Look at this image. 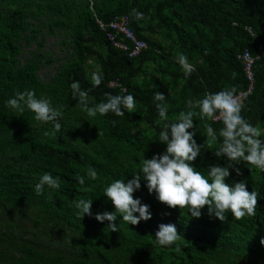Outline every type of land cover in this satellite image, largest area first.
I'll return each mask as SVG.
<instances>
[{
  "label": "trees",
  "instance_id": "trees-1",
  "mask_svg": "<svg viewBox=\"0 0 264 264\" xmlns=\"http://www.w3.org/2000/svg\"><path fill=\"white\" fill-rule=\"evenodd\" d=\"M132 9L143 20L130 16ZM123 16L137 40L147 47L137 57L129 56L108 38L109 24ZM105 27V30L103 28ZM250 28L251 31L246 30ZM48 35H61L66 57L46 81L43 67L55 59L43 48ZM115 34V32H113ZM116 40H126L116 35ZM36 44V51H28ZM264 0H0V264H264V171L243 161L226 179L246 181L256 191L254 216L235 220L230 212L220 221L200 218L187 208L171 209L149 194L141 180L134 198L150 206L152 219L138 225L122 222L111 232L112 222L97 221V213L114 212L104 195L114 180H130L140 169L139 160L151 159L166 150L160 143L155 92L166 95L168 121L176 122L187 101L196 102L205 93L235 89L246 94L242 116L261 128L264 140ZM249 51L255 58L253 82L239 56ZM188 57L196 71L185 77L174 59ZM102 78L93 86V74ZM119 81L126 89L111 88ZM79 81L88 91L89 106L106 101V94H131L136 106L123 116L109 113L91 118L72 99L71 83ZM34 90L50 99L61 111V131L45 136L51 123L38 122L6 107L17 91ZM193 111L199 113V109ZM194 139L206 142V127L217 130V140L205 147L194 163L207 175L211 165L226 166L214 152L219 148L222 122L199 114L193 117ZM91 167L95 180L87 176ZM60 178V187L45 186L37 195L35 185L44 173ZM85 177L79 184L76 176ZM90 199L92 216L77 217L76 201ZM139 215L138 213L136 214ZM160 224H174L180 238L170 246L157 243ZM177 248L179 251H177Z\"/></svg>",
  "mask_w": 264,
  "mask_h": 264
},
{
  "label": "clouds",
  "instance_id": "clouds-1",
  "mask_svg": "<svg viewBox=\"0 0 264 264\" xmlns=\"http://www.w3.org/2000/svg\"><path fill=\"white\" fill-rule=\"evenodd\" d=\"M130 16L137 21L145 18L144 14L136 9L131 10ZM246 30L251 31L247 27ZM174 59L183 69L186 78L191 77L196 71L186 55L180 54ZM101 82L102 78L94 73L91 78L92 85L99 86ZM70 87L72 99L77 100V106L91 118L109 113L123 116L124 110L132 112L136 106L135 98L131 94L109 93L106 94V101L90 107L88 91L81 88L79 81L72 82ZM121 91L125 93L126 89ZM153 99L157 102L159 116L157 123L164 122L159 135L160 143L166 145V150L151 159L139 160L140 169L132 174V179L126 181L117 179L108 184L104 189V195L114 206L115 211L97 213L94 218L101 223L112 222L108 225L111 232L119 231L115 224L118 215L122 217V222L130 225H138L141 220L145 222L151 220L150 206L134 198V193L141 188V180L146 182L149 194H155V198L161 204L171 209L187 208L188 213L194 218L201 217L205 206L210 217L222 222L226 220L227 212H230L235 220L254 216L259 194L256 191L249 192L246 181L234 182L231 186L226 183L232 170L237 176L242 175L241 169L236 167L241 161L264 171V140L260 139L261 128L254 126L242 116L244 106L236 90L226 88L215 93H205L204 97L196 102L188 100L189 110L181 111L176 122L171 123L167 122L166 95L158 91L154 93ZM5 105L21 114L27 108L34 114L36 121L51 123L52 130L44 132L45 136L55 138L56 133L61 131L62 126L59 122L61 111L53 107L50 99L37 97L34 90L17 91L13 97L5 101ZM194 109H199V113L193 111ZM197 114L201 119L207 117L222 122L218 133L221 143L213 154L218 159L224 158L226 166L219 163L211 165L207 175L198 171L193 162L205 147H211L217 140V130L207 126L206 142L198 145L194 139L196 133L189 131L194 128L193 117ZM86 171L89 178L93 180L97 178L98 174L94 168L89 167ZM76 180L81 185L85 183L84 176L77 175ZM45 186L58 189L60 178L54 177L51 173H44L35 185L36 194L42 195ZM92 204V200L83 197L76 201L77 217L92 216ZM155 238L159 245L170 246L180 236L174 224H160ZM261 244L264 245V239L261 240Z\"/></svg>",
  "mask_w": 264,
  "mask_h": 264
},
{
  "label": "built area",
  "instance_id": "built-area-1",
  "mask_svg": "<svg viewBox=\"0 0 264 264\" xmlns=\"http://www.w3.org/2000/svg\"><path fill=\"white\" fill-rule=\"evenodd\" d=\"M103 28L105 30L104 26H103ZM109 29H111L110 31H108V34H107L109 40L113 44H115L117 47H119L121 50L126 51V52L129 51L130 48L126 44L125 41L131 42V44L133 45V48L131 49L129 56H131V57L139 56L141 54V52L144 49H146V47H147L146 43L143 41L137 40L134 33L130 29L128 16H123L121 19L113 20L109 24ZM113 32H115V34ZM116 35H123L126 40H124V41L118 40L117 41ZM261 50H262V54H264L263 48H261ZM239 59L242 60L243 63L245 64L248 79L251 82H253V75H252L251 70H252V66L255 63V58L251 55V53L249 51H246L245 53H243L239 56ZM109 86L111 88H120L121 90L125 89L124 87H122L121 83L118 80L112 81L111 83H109ZM239 97L242 101V99L244 97H246V94L239 95Z\"/></svg>",
  "mask_w": 264,
  "mask_h": 264
},
{
  "label": "rangeland",
  "instance_id": "rangeland-1",
  "mask_svg": "<svg viewBox=\"0 0 264 264\" xmlns=\"http://www.w3.org/2000/svg\"><path fill=\"white\" fill-rule=\"evenodd\" d=\"M47 32V29L43 31V35L45 36V46L43 51L55 59V62L50 67H43L40 72L41 78L46 81L50 80L51 76L56 72V68L60 63V59L66 57L65 48L61 43V35H48ZM29 51H36V44L26 51L25 57H28Z\"/></svg>",
  "mask_w": 264,
  "mask_h": 264
}]
</instances>
